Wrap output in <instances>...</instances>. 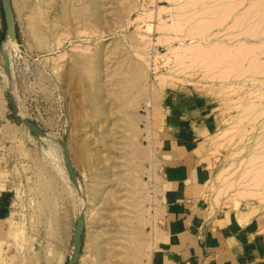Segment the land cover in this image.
<instances>
[{"label": "rangeland", "instance_id": "374dc122", "mask_svg": "<svg viewBox=\"0 0 264 264\" xmlns=\"http://www.w3.org/2000/svg\"><path fill=\"white\" fill-rule=\"evenodd\" d=\"M171 1L10 0L16 26V39L12 40L6 33L0 0V179L9 190V194L0 195V264H30L35 244L40 256L35 264H66L73 253L74 225L84 197L92 198L89 220L96 219L98 225L87 222L84 226L80 253L85 257L76 264H91L88 257L94 248L89 231H106L110 237V264H151L162 214L159 147L165 123L163 105L176 91L209 101L212 127L201 140L212 172L207 197L217 204L264 213V200L258 196L243 200L233 196L247 183L243 176L249 159H264V96L258 95L264 92V85L250 80L264 77L260 67L264 64V0H201L202 4L197 0L199 8L194 0ZM185 2L189 8L183 9ZM176 16L183 19L178 23L186 20L185 26L180 23L181 28L189 30L190 24L194 27L203 19L211 24L212 18L222 16L223 20L225 16L224 22L217 18L221 25L217 20L212 22L216 27L209 25L207 35L215 36L205 40L204 51H190L195 56L200 52L197 57L201 59L205 51L211 55L219 47L217 57L227 50L226 54H231L221 60L217 57L219 65L212 70L221 71L235 60L234 64H241L248 73L236 67L244 72L237 78L239 71L230 64L225 71L234 70H230L233 77L228 76L235 81L219 83L216 74L215 78L206 74L205 66L191 64L192 58L179 57L182 61L177 64L171 48L180 38L169 40ZM160 22L162 28H170H163L165 35L159 30ZM145 24L152 30H146ZM163 35L169 37L167 41ZM182 39L188 45L193 43L189 37ZM210 43L227 47L221 50L220 45L211 44V48ZM255 44H259L257 51ZM207 45L212 53L207 52ZM3 51L9 60L6 68ZM251 63L262 68V76L254 72L257 68ZM250 65L256 69L250 70L254 69ZM232 82L236 84L231 86ZM9 93L17 116L33 122L44 135L33 134L15 118ZM61 141L68 147L79 187L60 173L64 164L57 142ZM22 226L24 234L19 230ZM129 238L142 245L136 257L129 252V243L133 244Z\"/></svg>", "mask_w": 264, "mask_h": 264}, {"label": "crops", "instance_id": "0c3cea01", "mask_svg": "<svg viewBox=\"0 0 264 264\" xmlns=\"http://www.w3.org/2000/svg\"><path fill=\"white\" fill-rule=\"evenodd\" d=\"M207 100L183 91L163 105L159 147L161 221L151 264H264V213L207 197L212 172L201 142ZM0 179L2 195L9 194Z\"/></svg>", "mask_w": 264, "mask_h": 264}, {"label": "bare ground", "instance_id": "6f19581e", "mask_svg": "<svg viewBox=\"0 0 264 264\" xmlns=\"http://www.w3.org/2000/svg\"><path fill=\"white\" fill-rule=\"evenodd\" d=\"M170 1V0H169ZM175 0H173V1H171V2H174ZM177 1V0H176ZM197 2V0H194V2H192V1H188V4H187V2H185V3H183L184 5H189L191 2L192 3H194L195 4V6H196V4L200 1V3L201 2H204V1H201V0H198V2ZM206 1H209V0H206ZM216 1H218V0H216ZM179 2V1H178ZM220 2V1H219ZM191 3V4H192ZM232 3V2H231ZM237 3V2H236ZM236 3H235V6H236ZM199 4V3H198ZM202 4V3H201ZM212 4V3H211ZM233 4V3H232ZM186 5V7H181V6H179V7H181V10L180 11H182V8L183 9H185V8H187L188 6ZM193 5V4H192ZM200 5V4H199ZM227 6L225 7V8H227L228 7V3L226 4ZM189 6H191V5H189ZM195 6H193V8L195 7ZM203 6V5H202ZM221 6V5H220ZM225 6V5H224ZM232 6H234V4L232 5ZM232 6H230V7H232ZM175 7V6H174ZM192 7V6H191ZM197 7V6H196ZM195 7V8H196ZM178 8V7H177ZM189 8V7H188ZM192 8V9H193ZM197 8H199V7H197ZM236 8V7H235ZM173 9V8H172ZM208 9V8H207ZM207 9H206V11H207ZM217 9V8H216ZM232 9V8H231ZM174 11V10H173ZM175 11H177L176 9H175ZM201 11V10H200ZM205 11V10H204ZM203 11V12H204ZM205 11V12H206ZM212 12H214L213 10H211ZM227 11H229V10H227ZM210 12V11H209ZM226 12V10L224 11V13L222 12V14L224 15V14H226L225 13ZM230 12V11H229ZM228 12V13H229ZM193 13V12H192ZM196 13V12H195ZM198 13H200V12H198ZM217 13V12H216ZM231 13V12H230ZM188 14V13H187ZM190 14V13H189ZM205 14V13H204ZM194 15V14H193ZM202 15H203V13H202ZM210 15V14H209ZM208 15V16H209ZM215 15V14H214ZM218 15V14H217ZM221 15V14H220ZM228 15V14H227ZM226 15V16H227ZM174 16V15H173ZM182 16H184V15H182ZM196 16V15H195ZM200 16V15H199ZM198 16V17H199ZM211 16H212V13H211ZM178 16H176V18H177ZM180 17V16H179ZM185 17V16H184ZM184 17H182V18H184ZM240 17V16H239ZM175 17L174 18H172V23H171V25L173 26V34H172V37H170V41L173 39L174 40V38H177V39H179L180 38V40L178 41L179 42V44L178 45H176L175 47H172L171 48V52L174 54V57H176V62H177V64L179 63V61L181 60L182 61V59L181 58H183L184 57V59L185 58H192V60H193V62L194 63H191L192 61L190 60V59H188V61L190 60V63L191 64H195V65H200V66H205V68L207 69V72H206V74L207 75H209V76H211L212 78L214 77H216V75H217V78L218 79H220L221 81L219 82V83H221L224 79H232L233 80V75L231 74V72L232 71H234V70H232V69H230V70H232V71H230V70H228V71H225V69L227 70V69H229V66H230V64H231V66H230V68H233V64H234V61H233V63L231 62V61H229V66H228V63H224L225 61H226V59H225V57H227V55L229 56V54H231V53H229V54H226V52H227V50H223L224 48L226 49V47L227 46H224V48L222 47V45H220V43L219 44H216V45H214L213 43H210V45L211 44H213L214 46H221V50H223V51H226L225 52V54L223 53V51H221L222 53H223V55L225 56L224 57V59H225V61L223 62V64H225V65H227L228 67H226V68H221L222 70L221 71H213L212 69L213 68H215L216 66L218 67V65L219 64H217V62H218V60L217 59H219L220 58V60H221V57L223 56L221 53V55L222 56H217V57H219V58H217L216 57V55H217V53L215 52L216 51V49L214 48L213 50H214V52H213V50L211 49L212 47H213V45H211V48H210V46L208 47V45H207V47H206V49H207V52H208V50H212L211 51V55H208L209 53H210V51L208 52V53H206V51L203 53L204 54V56H203V54L202 55H200V56H202V57H199V58H201V59H198V57L197 56H199V54H200V52H202V51H204V46L202 47V45H204L203 43L205 42V40H207V39H209V37L211 36H215V34H213V35H207V30H211V27H214V25H215V27L217 26L216 25V23L217 24H220V23H223L224 21V18H225V16H224V18H223V20L221 19L222 18V16H219V17H217V18H219V19H221L220 21H223V22H220L216 17V19H213L212 17V21H211V24H208V23H206L205 24V20H207L209 23H210V20H208V19H203V20H201V22H199L198 20V22L200 23L199 25L195 22L194 24H197V25H195V26H197V27H193V24H190V25H192V27H190V25H189V28H192V29H187V27H182L183 29H187L186 31H183V32H180V29L182 30V28H181V26L186 22V20L184 21V23H182V21H180V23H182V25L180 24V23H178L177 22V20L179 19V18H177L176 19ZM187 18H189V17H187ZM195 18V17H194ZM207 18V17H206ZM209 18V17H208ZM227 18V17H226ZM236 19H237V16L235 17ZM181 19V18H180ZM179 19V20H180ZM186 19V18H185ZM192 19V18H191ZM161 20V19H160ZM159 20V21H160ZM178 20V21H179ZM181 20H183V19H181ZM213 20H217L216 21V23L214 22V25L212 24V22H213ZM234 20V19H233ZM96 21H97V18H96ZM173 21H174V23H173ZM188 21H191L190 19L188 20ZM187 21V22H188ZM206 21V22H207ZM220 23H219V22ZM237 21V20H236ZM162 22V21H161ZM159 23V30L161 31V26H164V24L163 23ZM164 22V21H163ZM171 22V21H170ZM233 22V21H232ZM238 22V21H237ZM237 22H235V24L237 23ZM240 22H242V20L240 21ZM180 24L179 26H180V28H179V26H178V24ZM189 23V22H188ZM193 23V22H192ZM204 25H203V24ZM163 24V25H162ZM187 24V23H186ZM186 24H184L183 26H185ZM241 24V23H240ZM245 24V23H244ZM146 25V24H145ZM171 25H169V26H171ZM211 27H210V26ZM221 25V24H220ZM261 25V24H260ZM259 25V26H260ZM171 26V27H172ZM234 26V25H233ZM241 26H242V24H241ZM146 30H148V31H150V30H152V26L150 25V24H147L146 26ZM235 27V26H234ZM240 27V26H239ZM239 27L237 28V29H239ZM163 28H169L167 25H165V27H163ZM163 28H162V32L164 33V35H165V30H163ZM225 28H228L227 26L225 27ZM241 28V27H240ZM255 28V27H254ZM254 28H252L253 30H254ZM236 29V28H235ZM250 29V28H249ZM233 30H234V28H233ZM252 30V31H253ZM256 30H258V28H256ZM168 31V29L166 30V32ZM169 31H170V28H169ZM239 31V30H238ZM251 31V32H252ZM261 31V30H260ZM259 31V32H260ZM224 32V31H223ZM242 32H243V30H242ZM249 32V31H248ZM251 32H250V35L249 36H253V32H255V30L252 32L253 34H251ZM257 32V31H256ZM256 32H255V34H256ZM261 32H263V31H261ZM162 33V34H163ZM170 33V32H169ZM172 33V32H171ZM222 33V32H221ZM237 33H239V32H237ZM241 33V32H240ZM217 34H220V33H217ZM248 34V33H247ZM254 34V35H255ZM258 34V33H257ZM261 34V33H260ZM164 35H163V37H164ZM233 35H235V34H233ZM233 35H228V36H230V38H231V36H232V39L236 36H234L233 37ZM238 35H241V34H238ZM256 36V35H255ZM167 37H168V35H167ZM185 37H189L190 38V41L191 42H193L194 43V41H199L200 43L198 44V42H197V44H189V45H191V47L188 45V44H186L185 42H184V40L182 39V38H185ZM224 37V36H223ZM227 37V36H226ZM254 37V36H253ZM161 38V37H160ZM164 38H166V37H164ZM169 38V37H168ZM168 38H166L165 40L167 41V39ZM229 38V37H228ZM255 39V38H254ZM214 40V39H213ZM231 41V40H230ZM229 41V42H230ZM184 42V44H186V45H188V46H186L185 48H190V49H187L186 51H184L185 50V48L183 47V45H182V43ZM190 42V43H191ZM196 43V42H195ZM226 43H228V42H226ZM242 43V42H241ZM244 43V42H243ZM242 43V45H245V44H243ZM240 44V43H239ZM238 44V45H239ZM192 45H194V46H192ZM195 45H197V46H195ZM198 45H200V46H198ZM206 45V44H205ZM223 45H226V44H223ZM256 45V44H255ZM254 45V46H255ZM257 45H259V44H257ZM257 45L255 46V49H256V51H257ZM264 44H262V48L264 47L263 46ZM241 46V45H240ZM240 46H238L239 47V49H240ZM253 45H251V46H249V48L251 47L254 51H255V49H254V47H252ZM238 47H237V49H238ZM242 47H244V46H242ZM180 48L183 50H180ZM204 48V49H203ZM209 48V49H208ZM229 48V47H228ZM231 48H233V47H231ZM236 48V47H235ZM234 48V49H235ZM246 49H248L247 48V45H246V47H245ZM245 48H244V50H245ZM218 49H220L219 47H218ZM217 49V50H218ZM233 49V52L234 51H236V50H234ZM252 49H251V52H253L252 51ZM193 51L194 53H196V52H198V51H200V50H202V51H200L199 53H197L198 55H194L193 53H191V51ZM248 50H250V49H248ZM196 51V52H195ZM219 51V50H218ZM217 51V52H218ZM230 51V50H229ZM228 51V52H229ZM186 52H190L191 54H192V56L194 55V58H197L199 61L201 60V62H197L196 60H194L193 59V57L191 56V54H189L190 56H185V54H186ZM220 52V51H219ZM232 52V51H231ZM239 52H241V51H239ZM249 52V51H248ZM247 52V53H248ZM5 53V52H4ZM181 53V54H180ZM236 53H237V51H236ZM242 53H243V51H242ZM262 53V52H261ZM6 54V53H5ZM207 54V55H206ZM215 54V56H213ZM240 53H237V55H239ZM183 55V56H182ZM206 56H207V58H206ZM214 58H213V57ZM235 56V55H234ZM244 56H246V55H244ZM179 57H181L180 58V60H179ZM236 57V56H235ZM234 57V58H235ZM240 57V56H239ZM6 58H7V64L9 65V60H8V55L6 54ZM205 58V59H204ZM217 58V59H216ZM229 58H231V57H229ZM229 58H227V59H229ZM144 59H146V58H144ZM183 59V60H184ZM204 59V60H203ZM214 59V60H213ZM222 59H223V57H222ZM236 59V58H235ZM238 59H240V58H238ZM243 59V58H242ZM179 60V61H178ZM215 60H217V62L215 61ZM238 61V60H237ZM5 62V59H4V55H3V63ZM197 62V63H196ZM221 63H222V61H220ZM219 62V63H220ZM226 62H228V61H226ZM253 62H256V61H253ZM202 65H201V64ZM242 63H243V61H242ZM181 64H183V63H181ZM236 64H238L237 66L234 64V67H235V69H236V67L239 69V67L241 66V64H239V63H236ZM251 64H254V63H251ZM256 64V63H255ZM254 64V66L256 67V65ZM258 64L260 65L261 63L260 62H258ZM258 64H257V70H255L256 68L255 67H253V65L251 66L250 65V67L252 68H254V69H250V70H255L254 72H256L257 71V74H258V72H259V76H262L263 75V73H261L260 74V72H262L261 70H262V68H260L259 69V66H258ZM184 65H185V63H184ZM222 65V64H221ZM220 65V66H221ZM263 67L264 68V64L263 65H260V67ZM3 67H4V64H3ZM7 67V66H6ZM216 67V68H217ZM223 67H225V66H223ZM242 67V66H241ZM240 67V68H241ZM184 68H188V67H184ZM215 68V69H216ZM220 68V67H219ZM243 68V67H242ZM239 69L240 71H245V68L244 69ZM247 68V67H246ZM249 68V67H248ZM247 68V71L249 70ZM234 69V68H233ZM259 69V70H258ZM239 70H237L236 69V71H239ZM264 70V69H263ZM235 71V72H236ZM239 71V72H240ZM217 72V73H216ZM228 72V73H227ZM230 72V73H229ZM237 73L236 72V74L234 73V72H232L233 74H235V76L238 78L239 77V75L238 74H243L244 72H240V73ZM246 72V71H245ZM248 72H246V73H244V74H247ZM250 73H252V71H250L249 72V74ZM216 74V75H215ZM219 74V75H218ZM253 74V77H254V73H252ZM251 74V75H252ZM228 75H231L232 77L230 78V76H228ZM255 75H256V73H255ZM243 76V75H242ZM242 76H240V77H242ZM257 76V75H256ZM248 77H249V75H248ZM251 77V76H250ZM141 78V76H139V78H138V80ZM216 78V79H217ZM235 78V77H234ZM237 78H235V79H237ZM247 79V78H246ZM231 80V81H232ZM244 80V79H243ZM247 80H249V78L247 79ZM250 80H252L254 83H258V84H260V85H264V77L263 78H252V79H250ZM233 81H235V80H233ZM244 81H246V80H244ZM251 81V82H252ZM128 84H131L132 83V79H129L128 80V82H127ZM234 84H236V83H234V82H232V85L231 86H233ZM242 86V85H241ZM230 87V86H229ZM259 88H257L256 90L257 91H259L258 90ZM226 92V90L225 91H223V93H225ZM258 95H259V97H262V96H264V92H262V91H259L258 92ZM257 95V96H258ZM249 108V107H248ZM245 109V108H244ZM250 109V108H249ZM247 108H246V111L245 112H247ZM252 110V109H251ZM250 111V110H249ZM248 111V112H249ZM18 112V111H17ZM21 112V111H20ZM20 114V113H19ZM23 116V115H22ZM49 137V136H48ZM47 137V138H48ZM51 137V136H50ZM49 137V138H50ZM45 138H46V135H45ZM49 138H48V140H49ZM51 138H53V137H51ZM50 140H53V139H50ZM56 142V141H55ZM52 143H53V141H52ZM57 144H59L61 147H60V150H61V157H62V161H63V164L64 165H62L63 166V170L60 172V173H62V172H64V173H62V174H64V176H65V174H67V177L70 179V180H72L71 178H70V176H69V174H68V171H67V167H66V155H67V157H68V159H69V162H70V165L72 166V163H71V159H70V157H69V152H68V147H67V145L66 144H64V146L61 144V142H57ZM55 145H53V147H54ZM56 147V146H55ZM66 152V154H65V152ZM132 155H133V153H132ZM139 155V154H138ZM138 155H136V156H138ZM61 157H60V159H61ZM133 157H135V155L133 156ZM254 157V158H253ZM251 159H249V161H248V164H249V166L248 167H246V169H245V171H244V173H245V176H243L244 178H246L247 179V183L245 182L244 183V187H242V188H237L236 190H235V194H233V196H235L236 194V196L235 197H239L241 200H243V199H247V198H249V196L251 197V196H258L261 200H264V197H262L263 195H261V194H264V167L262 166V164H264V159H262V162H261V159L260 158H258V157H255V156H253ZM260 157V156H259ZM257 158H258V160H257ZM59 159V160H60ZM61 161V160H60ZM61 161V162H62ZM257 161V162H256ZM61 164V163H60ZM59 164V165H60ZM257 164H259V165H257ZM61 165H60V167H62ZM72 168H73V166H72ZM61 169V168H60ZM59 169V170H60ZM63 177V176H62ZM66 178V177H65ZM133 179V178H132ZM67 180V179H66ZM131 180V179H130ZM73 182V181H72ZM73 184H75V183H73ZM77 186L79 187V184H78V179H77ZM70 187V186H69ZM257 187H260V189H258ZM221 188V187H220ZM223 188V187H222ZM219 190H221V189H219ZM222 190H226L225 188L224 189H222ZM4 191L5 190H3L2 188H1V186H0V195H2L3 193H4ZM221 192V191H220ZM218 190H217V193L219 194L220 193ZM223 192V191H222ZM217 194V195H218ZM84 196V195H83ZM243 198V199H242ZM85 199V200H84ZM84 199H83V203H82V207H81V210H80V212H79V216H80V218H81V222H82V230H83V228H84V226H86L87 225V222L88 223H92V225H93V227H96L97 225H98V221L96 220V219H93V218H91L90 220H89V217H90V211L92 210V198H88L87 200H86V198L84 197ZM230 199V198H229ZM1 214V213H0ZM128 226V225H127ZM24 229H25V226H22V228H19V230H20V232L22 233V234H24ZM74 229H75V225H74ZM155 232V231H154ZM105 233H106V231H105ZM104 232H101V231H89L88 232V238H89V241H91L93 244V250L91 251V254H90V256L88 257V258H90V260H91V264H110V262H111V260H110V258H113V256H112V254L110 253V251L108 250V246H109V244L111 243L110 242V237L107 235V234H105ZM108 234L110 233V232H107ZM74 236V235H73ZM127 238V237H126ZM25 239V238H24ZM23 239V240H24ZM114 239V238H113ZM126 240V244L125 245H129L130 246V251L129 252H131V255H133L132 257H136L137 256V253H139L140 254V251H141V246H140V243H137V241L136 240H134V242H132L131 240H130V238H129V242H132L133 244L131 245V243H129V244H127L128 243V240L127 239H125ZM35 246H36V244L35 245H32V253H31V255H30V257H29V262H30V264H35L36 263V261H38V259L40 258V256L39 255H37L38 253H37V250H34V248H35ZM125 247V246H124ZM74 249V248H73ZM80 250H81V248H80ZM73 251V250H72ZM128 251V250H127ZM127 251H126V253H127ZM128 252V253H129ZM128 253L126 254L127 256H129L128 255ZM73 254V253H72ZM114 254V253H113ZM85 256H83L80 252H79V254H78V259H77V261L78 260H80L81 258H84ZM71 258V257H70ZM127 260V259H126ZM77 261H76V263H77ZM129 261V260H128ZM138 261V260H137ZM75 263V264H76ZM134 263V262H133ZM136 263V262H135ZM116 264V263H115ZM125 264H129L128 262H125Z\"/></svg>", "mask_w": 264, "mask_h": 264}, {"label": "water", "instance_id": "95a60500", "mask_svg": "<svg viewBox=\"0 0 264 264\" xmlns=\"http://www.w3.org/2000/svg\"><path fill=\"white\" fill-rule=\"evenodd\" d=\"M1 5H2L5 24H6V33H7L8 37H10L12 40H15L16 39V26H15L14 15H13V11L11 8L10 0H1ZM2 54L4 55V59H5L4 67L6 68V66H7L6 54L4 53V51L2 52ZM8 95H9V99L11 102L12 109H13L14 114H15V118L19 122H22L24 125H26L27 128L33 134L38 135V136L44 135V132L38 126H36L33 122H31L28 119L20 118L17 116L13 97H12L11 93H9ZM61 144L64 146L63 142ZM65 154H66V152H65ZM65 158H66V167H67L68 174H69L70 178L72 179V181L76 184L77 183L76 173L74 172L72 166L70 165V162H69L67 155ZM81 233H82V222H81V218L79 216L78 219L76 220L75 229H74L73 254L66 264H75L77 259H78V254H79L80 248H81Z\"/></svg>", "mask_w": 264, "mask_h": 264}]
</instances>
